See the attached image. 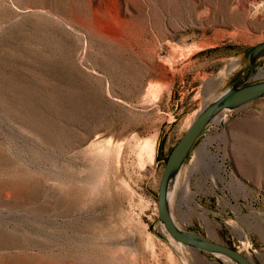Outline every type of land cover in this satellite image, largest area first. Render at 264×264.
<instances>
[{
  "label": "rangeland",
  "instance_id": "rangeland-1",
  "mask_svg": "<svg viewBox=\"0 0 264 264\" xmlns=\"http://www.w3.org/2000/svg\"><path fill=\"white\" fill-rule=\"evenodd\" d=\"M262 44L264 0H0V264H235L173 241L158 191ZM172 209L264 264V98L205 129Z\"/></svg>",
  "mask_w": 264,
  "mask_h": 264
},
{
  "label": "water",
  "instance_id": "water-1",
  "mask_svg": "<svg viewBox=\"0 0 264 264\" xmlns=\"http://www.w3.org/2000/svg\"><path fill=\"white\" fill-rule=\"evenodd\" d=\"M263 54L264 44L253 50L250 55L251 73L231 85L199 113L186 134L172 150L166 162L158 191L159 222L173 241L196 251L223 256L235 264L252 263L245 255L233 248L214 242L203 235L182 230L173 219L169 196L176 178L181 177L182 171L205 129L223 112L240 109L264 98V80L253 81L256 74V63Z\"/></svg>",
  "mask_w": 264,
  "mask_h": 264
},
{
  "label": "bare ground",
  "instance_id": "bare-ground-1",
  "mask_svg": "<svg viewBox=\"0 0 264 264\" xmlns=\"http://www.w3.org/2000/svg\"><path fill=\"white\" fill-rule=\"evenodd\" d=\"M260 74L264 76V70L261 71ZM180 179H181V177H179V176L176 178V180H175V182H174V185H173V188H172V190H171V192H170L169 200H170L171 209H172V205H173L174 194H175V191H176V189H177V187H178V185H179ZM191 197H192V200H193V199H194V195H192ZM192 202H193V201H192ZM193 209H195L194 206H193ZM172 214H173V209H172ZM200 216L202 217V219H203L204 221H206V222L209 221V215H208V212H207V211H206L204 214H200ZM173 219H174L175 223L178 225V222H177V220H176L174 214H173ZM231 226H232V228H233L235 231H237V232H239V233H241V234H244L243 229H242L239 225L233 224V225H231Z\"/></svg>",
  "mask_w": 264,
  "mask_h": 264
}]
</instances>
